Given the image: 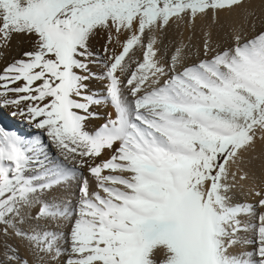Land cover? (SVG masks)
Returning a JSON list of instances; mask_svg holds the SVG:
<instances>
[{
	"label": "snow or ice",
	"instance_id": "6c2138e0",
	"mask_svg": "<svg viewBox=\"0 0 264 264\" xmlns=\"http://www.w3.org/2000/svg\"><path fill=\"white\" fill-rule=\"evenodd\" d=\"M248 5L0 0V58L32 45L0 69V119L41 130L0 127V264H264V187L235 199L264 144V16ZM198 20L201 45L169 38Z\"/></svg>",
	"mask_w": 264,
	"mask_h": 264
},
{
	"label": "bare ground",
	"instance_id": "6f19581e",
	"mask_svg": "<svg viewBox=\"0 0 264 264\" xmlns=\"http://www.w3.org/2000/svg\"><path fill=\"white\" fill-rule=\"evenodd\" d=\"M248 7L250 12H254L258 16H264V14L261 13V0H249ZM221 19H225L223 14L221 16ZM234 22L237 24L244 23L243 20H228V23L230 24ZM210 23V20H198L195 29V36H193L192 31H190L186 25H182L179 29H176L174 25L173 28L169 31V38L176 42H179L181 39H183L185 43H188L189 37H192V44L195 46H199L202 44L201 38L204 34V31L207 30ZM180 33H183L182 37ZM247 34L250 35V33ZM213 35L214 38H216L215 32L213 33ZM221 38L226 39L223 33H221ZM104 42L105 40L103 34H101L100 37L93 41V44L98 52ZM171 46L172 45H170V47ZM31 48L32 45L26 40H22L19 37L13 38L10 48L7 50V54L3 58H0V69H2L7 63L11 62L14 58H21L22 53L25 51H30ZM118 50L119 46H117V51ZM193 51L195 52V48L193 49ZM136 59H141V53L139 51H137L136 53ZM193 59H195V56H193ZM92 67L93 71L97 73L98 78L90 84V88L94 94L98 96L103 95L105 94L107 83L105 80L100 78L103 73V67L102 65H93ZM91 111L96 113V118L91 120L88 123L87 127L90 132H94L100 125H102L106 121L108 113L113 112V109L109 105H100L93 106ZM0 127H3L6 131L14 132L20 136H25L28 138L35 137L36 135L40 134L41 131L29 126L26 121H24L20 117L0 119ZM41 138L46 144L49 143L46 135H42ZM49 151L50 155H56V150L54 148H50ZM246 159L249 161V163L245 165V170L249 172V179L246 181H241L237 186L235 190V199L242 203L256 205L259 197L254 195L253 190H260L262 187H264V144L258 142L255 151L250 152L247 155ZM68 191L70 195L75 194L77 192L76 185L73 184ZM72 199L73 201L75 200V195H72ZM256 211L260 212L262 210L257 207ZM252 222L256 223L255 220H253ZM61 227L66 228L65 225H61ZM248 235L251 236V232H249ZM244 250H251V248L249 246L247 249H231V251L235 252Z\"/></svg>",
	"mask_w": 264,
	"mask_h": 264
}]
</instances>
